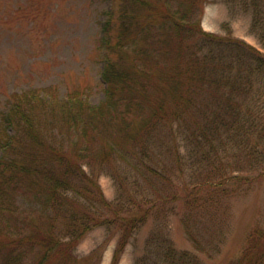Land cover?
Wrapping results in <instances>:
<instances>
[{
	"label": "trees",
	"instance_id": "trees-1",
	"mask_svg": "<svg viewBox=\"0 0 264 264\" xmlns=\"http://www.w3.org/2000/svg\"><path fill=\"white\" fill-rule=\"evenodd\" d=\"M172 1L121 0L117 12L105 13L95 47L103 63L104 99L97 105L78 90L56 101L54 87L46 91L52 95L30 89L7 96L0 112V264H92L91 256L74 257L73 249L100 225L119 231L110 263L117 264L155 206L152 196L137 197L146 192L139 180L154 190L157 173L170 186L164 199L186 206L213 184L224 192L230 179L264 184V51L203 31L195 15L200 0ZM26 6L12 18L27 17ZM246 7L264 45V0H247ZM164 132L172 145L164 154L179 174L187 161L209 170L193 169L197 182L185 185L189 190L168 177L166 164L158 169L155 139L162 144ZM227 148L236 151L231 170L220 157ZM116 158L134 168L132 180L122 181V205L106 202L83 169L92 160L111 165ZM155 249L136 264H191L192 257L170 243ZM243 260L264 263V228L248 235Z\"/></svg>",
	"mask_w": 264,
	"mask_h": 264
},
{
	"label": "rangeland",
	"instance_id": "rangeland-1",
	"mask_svg": "<svg viewBox=\"0 0 264 264\" xmlns=\"http://www.w3.org/2000/svg\"><path fill=\"white\" fill-rule=\"evenodd\" d=\"M120 2L16 0L15 3L14 0H0V19L6 18L3 19L6 25H0V112L5 109L9 94L30 89L44 90L41 92L52 95L46 91L54 87L57 92L55 95L58 96L56 101H61L68 90H78L90 105H97L103 100L100 79L103 63L95 56V47L107 18L105 13L111 8L117 12ZM246 2L200 0L195 15H201L200 26L203 31L240 39L264 51V45L258 41L256 30L251 25L252 15ZM171 3L172 6L176 4L174 0ZM20 5H27L26 13H21L27 17L17 21L12 17ZM113 24H117L115 19ZM160 139L163 140L162 144L159 139H155L158 148L155 152L159 153L158 169L166 164V169L169 168L171 172L168 177L180 188L195 184L197 179L192 181L194 168L190 167L189 161L188 165L183 162L181 167L185 171L179 174L173 164V157L164 154L166 144L171 145L169 136L166 134ZM233 152L236 153L232 148H227L226 152L220 151V157L228 170H231L228 165L232 166L230 156ZM93 155L94 152L89 158ZM226 156L228 158L225 160ZM96 162L92 160L84 163L83 169L95 179L106 202L122 205V199L127 201L125 194L122 196V181L132 180L134 168L131 163L118 158L111 165H98ZM194 167L200 175L209 172L204 164ZM139 186L140 190L146 192L135 195L138 198L145 193L147 197L152 196L155 206L146 221L134 230L117 264H136L146 252L152 258L155 248L167 243L188 253L192 257L191 264H244L243 252L248 235L264 228V184L257 187L230 179L224 185V192L213 184L202 189L201 194L204 195H192L188 206L180 201L172 203L164 199V192H168L170 186L163 182L160 173L152 179L151 186L155 191L142 178ZM208 194L213 198L206 199ZM199 198L201 205L195 208L192 203ZM113 228L100 225L87 232L74 247L73 256H91L92 264H110L119 239V231L115 232ZM187 230H190L191 237Z\"/></svg>",
	"mask_w": 264,
	"mask_h": 264
}]
</instances>
